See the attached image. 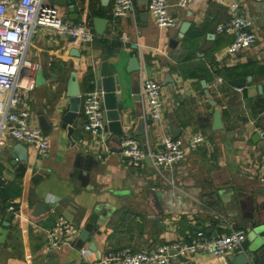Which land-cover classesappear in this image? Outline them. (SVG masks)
<instances>
[{
	"label": "crops",
	"instance_id": "1",
	"mask_svg": "<svg viewBox=\"0 0 264 264\" xmlns=\"http://www.w3.org/2000/svg\"><path fill=\"white\" fill-rule=\"evenodd\" d=\"M114 1L102 7L98 0H72L74 21L68 20L66 5L51 6L61 19L81 22L91 31L93 18L107 20L103 36H95L90 44L47 29H36L29 38L26 57L39 65L43 85L34 86L22 107L33 125L37 126V115L50 125L48 153L40 158L32 148L1 136L0 190L5 187L17 196L7 201L13 204L12 212L6 211L12 217L0 244V264H91L122 247L148 252L163 243L184 244L197 231L227 234L249 228L252 213L245 210L247 199L264 187L258 171L264 160V137L254 130L264 133V0H196L183 9L175 6L176 0H166L176 21V27L168 29L154 25L146 12L147 0H134L131 12L117 18L111 16ZM232 2L239 4L238 14L251 21L255 38L246 50L221 55L231 38L216 29L228 20L227 5ZM42 4L50 7L48 0ZM182 23L188 27L178 38ZM102 56L124 89L126 103L118 106L121 137L103 131L101 137L92 138L82 132L81 100L95 89ZM131 58L139 69L127 74ZM72 73L80 103L68 139L60 128V117L67 112L65 85ZM146 78L163 89L157 124L148 119L147 101L140 90ZM132 80L137 81L139 103L129 100ZM215 109L219 110V130H212ZM140 121L147 151L154 150L161 130L169 135L170 125L182 139L201 135L203 141L187 151L181 162L156 173L160 178L156 182L144 162L137 169L127 168L120 155L119 141L135 137ZM16 144L25 147V162L11 160L3 152ZM146 188L160 192V211L144 195ZM114 192L127 194L115 196ZM37 204L53 208L32 218ZM91 214L98 220L105 216L82 246H93L86 258L75 248L44 249L43 231L57 218L73 223L80 232ZM232 256V252L220 257L194 254L173 257L170 264H230ZM246 258L247 264H264V244L247 252Z\"/></svg>",
	"mask_w": 264,
	"mask_h": 264
},
{
	"label": "built area",
	"instance_id": "2",
	"mask_svg": "<svg viewBox=\"0 0 264 264\" xmlns=\"http://www.w3.org/2000/svg\"><path fill=\"white\" fill-rule=\"evenodd\" d=\"M43 0H0V143L1 136L32 148L40 158L48 153V140L36 125L29 121L28 112L22 107L28 94L34 89V73L39 65L27 59L30 36L36 29H47L56 36L68 37L79 44H90L95 35L81 22L61 19L55 9L44 6ZM134 0H115L111 8L114 18L125 16L132 10ZM196 0H176L175 6L183 9ZM219 3H222L219 0ZM239 4L227 5L228 20L217 27L218 34L231 38L221 55H234L246 50L254 41L251 21L238 14ZM146 12L159 29L176 27V21L168 12L166 0H147ZM148 107V119L157 124L161 120L163 89L153 79L146 78L140 84ZM101 91L94 89L81 100L80 115L82 132L92 138L103 135V111L99 107ZM264 115V110L262 111ZM259 137L263 131L254 129ZM203 141L201 135L172 139L161 130L154 150L147 151L151 167L158 174L181 162L187 151L195 150ZM122 162L127 168L137 169L143 164L144 155L135 137L119 141ZM257 167V166H256ZM260 177L264 178V160L258 165ZM12 212V208L7 209ZM227 228L228 224L223 223ZM78 230L73 223L57 218L52 226L43 231L42 245L47 252H58L63 247L74 248ZM244 240L243 231L205 234L197 231L186 243H163L148 252L132 251L122 247L106 252L91 264H170L173 257L186 258L194 254L220 257L236 249ZM78 253L86 258L87 249Z\"/></svg>",
	"mask_w": 264,
	"mask_h": 264
},
{
	"label": "water",
	"instance_id": "3",
	"mask_svg": "<svg viewBox=\"0 0 264 264\" xmlns=\"http://www.w3.org/2000/svg\"><path fill=\"white\" fill-rule=\"evenodd\" d=\"M102 7H105L108 0H98ZM49 6H64L68 7V20H76L77 16L73 14L72 10V0H48ZM107 20L100 19V18H93L91 20V29L95 36L102 37L104 30L107 25ZM188 27L187 23H182L178 29V38H181L184 34L186 28ZM71 41H73L71 39ZM128 67L125 69V73L129 74L131 72H138V65L135 58H131L128 61ZM249 74L251 75L252 70H248ZM35 86L43 85V80L41 77V71H37L35 74L34 79ZM132 86L129 88L131 102L139 103L140 96H139V89L137 86V81H131ZM164 85V84H163ZM94 87L95 89L101 91V101L99 107L103 111V131L108 132L109 134L115 137L122 136L121 130V123L120 120V111L118 110V106L124 107L126 103L125 96L123 94V86L122 82L119 78L112 74L111 70H109L106 64V56L101 57V62L99 64L98 70L95 73V80H94ZM65 97L67 99V112H65L60 117V128L65 129L67 132V138L69 139L72 134V128H70L73 120L76 118L79 108V94L77 90V84L75 81V75L72 73L69 75L66 85H65ZM211 106H214V102L209 101ZM37 128L41 132L43 136H47L50 131V125H48L44 118L40 115H37L36 119ZM123 124V123H122ZM221 125L219 123V110L215 109L212 115V130H219ZM180 132L178 129L173 127V125L169 126V135L172 139L178 138ZM135 137L137 138L142 153L144 155V164L148 167L150 174L154 176V181H159V176L156 175V171L151 167L150 161L147 158V146L144 136L143 130V121H140L138 128L135 132ZM6 156H8L11 160H17L20 162H25L26 150L20 144H16L12 147H7L5 151H3ZM5 158L4 156H2ZM6 159V158H5ZM144 195L149 196L152 202V207L160 211L159 208V200L161 199V194L159 191H155L152 188H146L144 190ZM127 194V192H114L115 196H122ZM214 201L216 202V198ZM247 203L250 207V211L252 213L251 217L248 218L249 222V232L248 228L242 227V231L244 234L245 239L243 242L232 251L233 256L229 259L230 264H247L246 254L247 252H251L258 248L259 244H264V187H260L257 190H254L250 197L247 199ZM239 208H243L245 204L242 202H237ZM220 207V204H217ZM53 208V205L50 204H37L33 207L31 212L32 218H37L41 215L49 213L50 210ZM233 213V212H232ZM235 213V212H234ZM103 215L99 220L96 214H91L86 223L83 225L82 229L80 230L78 237L74 243V248L76 250H80L83 244L86 242L88 234L90 232L96 231L97 226L100 224L101 220L104 218ZM12 217L11 213H7L2 222L0 223V244L3 243L4 238L6 236V231L9 226V221ZM100 221V222H99ZM251 242L256 246L250 248ZM262 244V245H263ZM261 246V245H260ZM87 250L93 251V246L91 243L87 244Z\"/></svg>",
	"mask_w": 264,
	"mask_h": 264
},
{
	"label": "trees",
	"instance_id": "4",
	"mask_svg": "<svg viewBox=\"0 0 264 264\" xmlns=\"http://www.w3.org/2000/svg\"><path fill=\"white\" fill-rule=\"evenodd\" d=\"M17 196V192H13L12 194H10V192L8 190H6V188L4 187L3 190H0V223L2 222L4 216L6 215V211L7 209L12 206L10 205L7 201L8 199L12 198V197Z\"/></svg>",
	"mask_w": 264,
	"mask_h": 264
},
{
	"label": "rangeland",
	"instance_id": "5",
	"mask_svg": "<svg viewBox=\"0 0 264 264\" xmlns=\"http://www.w3.org/2000/svg\"><path fill=\"white\" fill-rule=\"evenodd\" d=\"M246 209H249L250 210V207H249V205H248V203H247V205H245V210ZM249 230H250V228H248V232H249ZM263 243H261V244H259L258 246L260 247V245H262ZM254 246H256L255 244H253L252 242H251V245H250V248L251 247H254ZM257 249V248H256Z\"/></svg>",
	"mask_w": 264,
	"mask_h": 264
}]
</instances>
